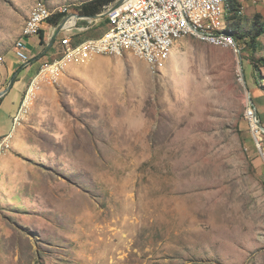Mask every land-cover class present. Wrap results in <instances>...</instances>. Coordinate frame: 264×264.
I'll list each match as a JSON object with an SVG mask.
<instances>
[{"label":"rangeland","instance_id":"1","mask_svg":"<svg viewBox=\"0 0 264 264\" xmlns=\"http://www.w3.org/2000/svg\"><path fill=\"white\" fill-rule=\"evenodd\" d=\"M37 1L0 0V90L24 64L11 59ZM42 1L56 14L88 0ZM55 43L17 75L18 119L0 137V264H264L245 40L242 62L189 35L161 70L99 55L51 83L37 76Z\"/></svg>","mask_w":264,"mask_h":264},{"label":"built area","instance_id":"2","mask_svg":"<svg viewBox=\"0 0 264 264\" xmlns=\"http://www.w3.org/2000/svg\"><path fill=\"white\" fill-rule=\"evenodd\" d=\"M229 8L230 0H125L108 13V29L100 36L76 41L69 33L74 28L67 30L55 43L56 57L42 63L37 78L42 76L53 83L69 62L85 61L99 55L123 56L125 53L135 55L158 71L167 64L176 43L189 35L231 49L238 55L241 53L240 39L231 30ZM59 12L67 13L64 17H69L67 25L75 24V20H71L74 19L72 14L77 12H71L67 7ZM239 13L242 14L243 9ZM53 14L44 1L35 3L15 42V56L21 62L31 59L28 39L39 35ZM92 23L90 21V26L82 29L91 28ZM245 115L250 121L255 143L262 149L264 131L257 125L259 117L250 101Z\"/></svg>","mask_w":264,"mask_h":264},{"label":"crops","instance_id":"3","mask_svg":"<svg viewBox=\"0 0 264 264\" xmlns=\"http://www.w3.org/2000/svg\"><path fill=\"white\" fill-rule=\"evenodd\" d=\"M242 9H243V27H250L251 23L253 22V18L256 13H261L262 14V19L264 20V0H239ZM79 13V11H74ZM244 16L248 18V20H244ZM64 19V18H63ZM86 24L82 25L81 22L84 20H80L78 22V26L74 28L73 30L69 31V33L73 34L75 36V40H77V37H80L81 40L86 39V38H93V37H98L100 36L104 31L108 29V23L104 24L106 26L105 30L99 31L97 36H87V33L91 32L92 28H94L95 25L99 24L102 18L98 19H85ZM97 20V21H95ZM93 21L92 27L83 30L82 27L85 26H90L89 22ZM95 21V22H94ZM50 29V39L54 35L57 29V25L50 24L47 22L44 26L43 29L45 30V38L48 34V29ZM91 29V30H90ZM90 30L89 32H86ZM86 32V33H85ZM62 36L65 35V32H62ZM61 36V37H62ZM60 37V38H61ZM58 38V39H60ZM250 39V38H248ZM257 42L255 44L254 48H250L247 50L248 54V62L250 67L252 68L251 74H252V80H251V91L253 93V96L251 94V97H253V102L255 104V108L257 110V114L261 120V122L264 124V66H254V63L252 61L253 57L261 58L264 57V34L262 36H259L257 38ZM39 36H34L31 39H28V45L32 44L34 45L33 49H29L31 53V58L35 57L36 55L34 54L35 49L37 48V43L39 42ZM246 44V43H245ZM55 48V46H54ZM38 55V54H37ZM17 58V57H16ZM15 57H12L11 59V66L17 65L21 62L18 58L16 59ZM256 74V75H255ZM254 76L256 77L254 79ZM261 81L263 84H261ZM250 91V93H251ZM19 99H20V92L18 89L13 87L5 96H3L2 99H0V137H5L9 135L10 131L12 130L14 126V120L18 115V111L20 109L19 105Z\"/></svg>","mask_w":264,"mask_h":264},{"label":"trees","instance_id":"4","mask_svg":"<svg viewBox=\"0 0 264 264\" xmlns=\"http://www.w3.org/2000/svg\"><path fill=\"white\" fill-rule=\"evenodd\" d=\"M115 0H88L81 4L78 11L82 14L90 15L97 14L104 10L107 6L113 3ZM242 5L239 0H230V8L228 11V20L230 22V27L232 32L237 38L245 40L246 48H254L257 42V38L264 34V20L262 19L261 13H256L253 22L250 27H243V16L239 13L241 11ZM67 13L58 12L53 14L48 22L53 25H58ZM108 23V19L105 17V23ZM40 43L46 44L45 41V30L42 28L40 31ZM250 38V39H248ZM76 41H81L77 39ZM252 61L254 66H264V57L257 58L253 57ZM3 98V97H2ZM0 98V99H2Z\"/></svg>","mask_w":264,"mask_h":264},{"label":"water","instance_id":"5","mask_svg":"<svg viewBox=\"0 0 264 264\" xmlns=\"http://www.w3.org/2000/svg\"><path fill=\"white\" fill-rule=\"evenodd\" d=\"M125 0H116L113 3H111L109 6H107L104 10H102L101 12L97 13V14H90V15H86V14H82V13H73V17L75 20V24L73 25H67V21L69 19V17H66L65 19H63L58 25H57V29L56 32L54 33V35L51 37L49 43L46 45L45 49L39 53L38 55H36L35 57L31 58L28 62L24 63L23 66L21 68H19L12 76L9 84L7 85L6 88L0 90V98H2L3 96H5L12 88L14 85V82L16 80L17 75L19 74V72L21 71V69L23 67H26L30 64H32L33 62H35L36 60L40 59L41 57H43L49 50L50 48L53 46V44L55 43L57 37L62 33V32H66L69 29L75 28L78 25V22L80 20H85V19H98V18H102L108 15V13L113 10L114 8H117L118 6H120ZM240 61L242 62L243 59V55L242 53H240L239 55ZM243 70V68H242ZM243 74V79L245 81V85L246 88L248 90V85L247 82L245 80V74L244 72H242ZM249 100L252 103L253 106H255L253 99L251 97V93L249 92ZM257 111V110H256ZM257 125L264 131V124L261 122V120L258 118L257 120Z\"/></svg>","mask_w":264,"mask_h":264},{"label":"bare ground","instance_id":"6","mask_svg":"<svg viewBox=\"0 0 264 264\" xmlns=\"http://www.w3.org/2000/svg\"><path fill=\"white\" fill-rule=\"evenodd\" d=\"M71 22H74V19L73 20H71ZM69 25V24H68ZM31 92V91H30ZM31 94V93H30Z\"/></svg>","mask_w":264,"mask_h":264}]
</instances>
